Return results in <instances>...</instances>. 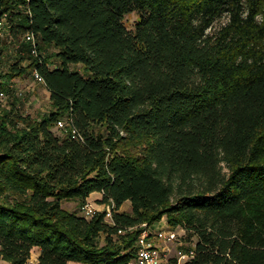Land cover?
Masks as SVG:
<instances>
[{
  "label": "trees",
  "instance_id": "obj_1",
  "mask_svg": "<svg viewBox=\"0 0 264 264\" xmlns=\"http://www.w3.org/2000/svg\"><path fill=\"white\" fill-rule=\"evenodd\" d=\"M2 19L0 93L36 70L51 111L0 105V264H130L163 218L184 264H264V0H0ZM94 193L112 222L82 213Z\"/></svg>",
  "mask_w": 264,
  "mask_h": 264
},
{
  "label": "rangeland",
  "instance_id": "obj_2",
  "mask_svg": "<svg viewBox=\"0 0 264 264\" xmlns=\"http://www.w3.org/2000/svg\"><path fill=\"white\" fill-rule=\"evenodd\" d=\"M134 16H130L127 18L129 24H131L134 21ZM3 39L6 40L7 34L4 32ZM18 49L9 45L6 47V51L3 54V57L1 60L3 62L9 61L11 57L13 58L15 55L19 54ZM53 68V66H51ZM73 69L81 70L80 66L73 67ZM16 106L18 110H20L25 115H31L33 118L40 120L42 117L47 116L49 112L51 111V104H50V98H49V92L45 88L43 84H40L35 81L33 77V72H30L29 74L21 77L12 79L9 81V89L4 92V97H0V105L2 108H6L7 110L11 107V105ZM63 129L56 126V129H54V132L58 135H60V131ZM88 202V201H87ZM100 200H95L92 198L89 202V204L97 209H100L98 207L100 205ZM63 208L70 212H79L80 205L77 201H65L63 203ZM121 212L130 213L131 212V205L130 202H126L121 210ZM168 226L166 218H163L160 222H158L155 226ZM154 226V228H155ZM179 240L168 244L167 247L169 248V257L170 258H177V251L180 250L182 247L180 243H183V246L189 247L191 244H194V241L191 244H187L184 240L185 234L180 229L177 231ZM164 245V244H162ZM36 250L32 251L31 257L28 260L27 264H36Z\"/></svg>",
  "mask_w": 264,
  "mask_h": 264
},
{
  "label": "built area",
  "instance_id": "obj_3",
  "mask_svg": "<svg viewBox=\"0 0 264 264\" xmlns=\"http://www.w3.org/2000/svg\"><path fill=\"white\" fill-rule=\"evenodd\" d=\"M3 21H0V27L3 26ZM25 40L32 46L33 53L35 52V38L32 35H27ZM33 77L36 82L44 85L43 78L36 70H33ZM0 97H4V93H0ZM57 126L64 130V132L70 135L73 139H80L78 131L72 126L68 120H60ZM100 209L92 207L89 202L82 207V213L86 218H91L97 213L104 214L107 222H112V215L114 206L112 203L100 204ZM141 232L136 239V256L130 264H167L170 260L168 244L174 243L179 240L178 230L180 229L185 234L183 228L171 229L169 226H155L150 227L147 224L141 225ZM124 231L120 230L119 234H123ZM164 244V245H162ZM183 246V243H180ZM194 257V244L190 245L188 251H177L178 264H184Z\"/></svg>",
  "mask_w": 264,
  "mask_h": 264
},
{
  "label": "crops",
  "instance_id": "obj_4",
  "mask_svg": "<svg viewBox=\"0 0 264 264\" xmlns=\"http://www.w3.org/2000/svg\"><path fill=\"white\" fill-rule=\"evenodd\" d=\"M92 198H94L95 200H100V199H102V195L99 194V193H94V194H92V195L87 199V201L90 202V200H91ZM35 250H36V257H35V260H36V262H37V261H38V257H39V249H35Z\"/></svg>",
  "mask_w": 264,
  "mask_h": 264
}]
</instances>
